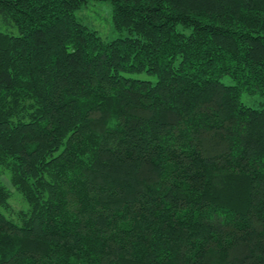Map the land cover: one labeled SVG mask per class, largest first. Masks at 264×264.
Returning a JSON list of instances; mask_svg holds the SVG:
<instances>
[{
    "label": "trees",
    "instance_id": "1",
    "mask_svg": "<svg viewBox=\"0 0 264 264\" xmlns=\"http://www.w3.org/2000/svg\"><path fill=\"white\" fill-rule=\"evenodd\" d=\"M98 1L0 0V264H264V0Z\"/></svg>",
    "mask_w": 264,
    "mask_h": 264
},
{
    "label": "rangeland",
    "instance_id": "2",
    "mask_svg": "<svg viewBox=\"0 0 264 264\" xmlns=\"http://www.w3.org/2000/svg\"><path fill=\"white\" fill-rule=\"evenodd\" d=\"M76 18L89 29L94 30L97 34L102 37L105 41H112L118 37L131 35L128 31H118L115 29L112 20V9L111 5L107 1L98 0H84L83 4L75 12ZM0 31L9 32L5 25L0 19ZM139 78L149 79L155 81V77L149 76L147 74L138 75ZM225 82L228 83L229 79L225 78ZM241 101L250 107L259 108L264 106V99L260 96H250L246 93L241 95ZM1 172L3 170L1 169ZM1 180L3 184L8 187L12 192V197L10 202V214L15 215L21 209L26 206L21 198V196L13 191V186L10 183L7 173L1 174Z\"/></svg>",
    "mask_w": 264,
    "mask_h": 264
}]
</instances>
